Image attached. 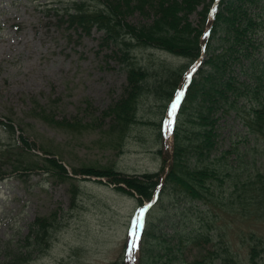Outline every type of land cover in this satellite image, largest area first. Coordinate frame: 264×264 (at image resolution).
<instances>
[{
    "label": "rangeland",
    "instance_id": "rangeland-1",
    "mask_svg": "<svg viewBox=\"0 0 264 264\" xmlns=\"http://www.w3.org/2000/svg\"><path fill=\"white\" fill-rule=\"evenodd\" d=\"M68 1L0 0V120L5 122V116H9L15 130L11 134L0 123V153L7 161L8 172L0 179V264L9 252L30 250L27 238L30 223L38 215L51 213L55 220L47 244L35 249L23 264L117 261L138 264L142 246L152 248V254H159L151 258L155 264H163L167 258L162 252L167 244L172 252L168 250L167 255L179 264L193 259L201 250L218 248L224 243L245 255L246 246L253 242L248 235L244 236L248 231L255 232L264 241L263 208L251 218L233 213L209 214L202 210L204 204L188 200L172 189L170 182L150 208L145 225L142 223L143 229L147 226L150 230L149 240L139 236L137 239L132 234L133 221L141 212L135 191L129 194L117 190L104 176L72 173L73 168L84 166L111 168L129 176L152 173L160 169L163 158H166V170L171 158L165 156L171 154V149L165 137L170 126L164 119L165 100L144 96L137 107V120L125 126H111L109 118H100L101 111L122 93L126 65L117 45L102 41L104 34L96 27L89 34L78 35L74 30H65V24H48L47 19L53 12L49 15L47 9L63 7ZM209 1H199L195 10L188 13V21L193 26L200 25V11ZM211 17L210 14L208 18ZM125 19L136 25L149 21L138 10L127 14ZM222 36V30L216 27L209 42L210 50L220 46ZM130 53L137 66L150 71L152 81L164 67L177 68L187 62L182 56L148 46H134ZM201 53L198 62L207 55L203 49ZM257 55L264 56V40ZM198 62L190 66L188 75L195 73ZM207 68L203 64L202 74L208 72ZM226 69L239 72L233 63ZM194 75L198 78L200 74ZM187 79L184 76L174 95L180 93ZM214 114L218 115L219 111ZM49 117L63 120L51 123L45 119ZM161 117L162 135L159 136ZM217 130L218 149H226L231 143L234 148L239 146V150L246 146L244 158L239 159L236 151H232L226 159L229 163L236 164L243 158L248 172L264 171L262 138L256 140L247 135L234 112L220 115ZM21 133L29 142H35V146L18 149ZM40 144L55 153L72 179L59 181L44 171L40 157L45 154L38 148ZM8 156L10 161H17V169L11 167ZM27 164L30 169H23ZM196 215L209 221L213 239L203 244L185 238L186 230L198 225ZM133 243L135 248L130 252ZM259 256V264H264V251Z\"/></svg>",
    "mask_w": 264,
    "mask_h": 264
},
{
    "label": "trees",
    "instance_id": "trees-1",
    "mask_svg": "<svg viewBox=\"0 0 264 264\" xmlns=\"http://www.w3.org/2000/svg\"><path fill=\"white\" fill-rule=\"evenodd\" d=\"M199 1L202 0H69L63 7L47 9V14L53 12L47 19L48 24H65V30H74L78 35L89 34L96 27L104 34L102 41L117 45L126 65L127 77L121 95L100 113V118L111 120V126H125L135 122L139 101L144 96L153 95L165 100V108L186 70L200 56L202 45L204 54L207 53L194 73L200 75L198 78L194 74L191 77L176 114L172 151L165 156L170 155L171 158L166 170V158H163L160 169L152 173L129 176L111 168L94 166L73 168L72 173L107 177L117 190L129 194L135 191L140 204L143 199H150L155 190L158 201L164 187L170 182L171 188L188 200L204 204L205 210H202L209 214L233 213L251 218L261 208L264 213V171L256 170L252 174L244 167L242 160L245 145L242 150H239V146L234 148L233 143L226 149H218L217 125L221 114L234 112L245 127L247 135L256 140L262 138L260 150L264 152V56L257 55L264 40V0H219L212 20L208 19L213 2L210 0L200 11V25L193 26L187 15L195 10ZM88 2H93V5H88ZM136 10L149 18V21L139 25L127 22V14ZM208 26L209 33L204 36L203 32ZM216 27L222 30L223 42L218 48L210 50L209 42ZM138 45L182 56L187 62L177 68L164 67L156 80L152 81L150 71L137 66L130 53ZM232 63L238 66L239 72L226 69ZM203 64L208 66L205 74H202ZM218 111L219 114L215 115L214 112ZM5 117L7 121L0 120V123L14 134L12 119ZM45 119L51 123H62L63 120L52 117ZM65 124L69 123L65 121ZM158 130V135L161 136L160 121ZM18 140L16 146L20 150H28L36 144L29 142L22 133ZM38 148L45 154L40 157V162L46 173L59 181L72 179L55 153L42 144ZM232 151H236L239 159L243 157L236 164L226 160ZM159 153L162 154L161 149ZM10 157H7L8 161ZM13 161L9 163L12 168L17 169L18 163ZM6 162L0 153V179L8 173L5 170ZM23 169H30V164L24 165ZM224 182L227 185L223 187ZM160 183L161 186L158 187ZM196 217L198 225L186 230L185 238L186 241L203 244L213 239L209 234V221L202 216ZM54 220V213L36 216L29 225L27 236L32 248L17 254L9 252L2 261L3 264H23L35 249H41L47 244ZM146 227L141 234L142 240L144 237L149 240L150 230ZM247 235L253 242L246 246L245 255L236 252L229 243H224L218 248L201 250L193 259L182 260L179 264H259L264 241L253 231L244 234L246 237ZM181 241L182 239L179 242ZM170 248L168 244L164 246L162 253L167 260L162 263L178 264L167 255L172 254ZM151 249L142 246L138 264H155L151 258L159 254H152ZM111 264L124 263L117 261Z\"/></svg>",
    "mask_w": 264,
    "mask_h": 264
},
{
    "label": "snow or ice",
    "instance_id": "snow-or-ice-1",
    "mask_svg": "<svg viewBox=\"0 0 264 264\" xmlns=\"http://www.w3.org/2000/svg\"><path fill=\"white\" fill-rule=\"evenodd\" d=\"M183 96V92L181 91L180 93H178L177 98H176V103L173 105V113L175 111L176 106L179 104L180 98ZM142 216H143V210L141 211V216L137 217L134 221H133V229H132V234L134 236L137 237L139 236V229L142 228L143 224H142ZM135 248V243H133L132 247L129 249V251L131 252L133 249Z\"/></svg>",
    "mask_w": 264,
    "mask_h": 264
}]
</instances>
